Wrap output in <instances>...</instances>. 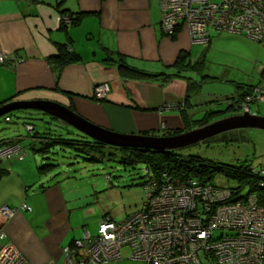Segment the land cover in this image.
I'll list each match as a JSON object with an SVG mask.
<instances>
[{
    "label": "crops",
    "instance_id": "obj_1",
    "mask_svg": "<svg viewBox=\"0 0 264 264\" xmlns=\"http://www.w3.org/2000/svg\"><path fill=\"white\" fill-rule=\"evenodd\" d=\"M68 15L79 19L63 27L61 22ZM235 36L214 32L206 47L192 44L185 27L173 38L167 37L161 32L159 0H0V53L9 57L0 65V99L48 100L115 132L164 135L189 120L188 111L181 114L178 109L188 83L184 78H173L165 86L148 78L132 81L127 86L136 92L137 104L108 56L116 54L123 63L148 73H170L175 72L172 66L180 53L192 63L202 57L206 62L212 50L219 52L223 45L235 47ZM60 46L77 54L78 60L59 67L53 59ZM204 72L182 74L203 83V79L212 78ZM103 82L109 84L106 96L93 98L94 87ZM245 86H236L239 90L230 97L242 94ZM197 94L189 98V104L185 102L190 106V125L197 112H204V108H194L203 104L196 103ZM27 126L33 128L31 123ZM33 153L23 160L1 163L0 208L15 207L17 212L10 218L0 214V232L5 234L3 241L16 246L31 264H61L62 249L84 237H68L72 215L63 191L67 180L54 169L40 171L42 161ZM8 182L15 192L4 193ZM30 191L34 193L31 199ZM23 205L32 209L25 210ZM114 264L147 263L130 258L128 250L122 251V259Z\"/></svg>",
    "mask_w": 264,
    "mask_h": 264
},
{
    "label": "built area",
    "instance_id": "obj_2",
    "mask_svg": "<svg viewBox=\"0 0 264 264\" xmlns=\"http://www.w3.org/2000/svg\"><path fill=\"white\" fill-rule=\"evenodd\" d=\"M159 2L161 32L167 37L173 38L185 27L192 44L202 47L209 44L214 32L243 35L264 46V0ZM65 24L71 20L66 18ZM8 60L7 54L0 53V63ZM257 87L258 92L264 89V85ZM108 90V83H100L94 87L93 97L101 100ZM255 93L264 102V91ZM237 103L232 104L235 110L249 111L250 104ZM15 146L0 148V162L17 153ZM145 171L149 177L150 172ZM249 172L264 186V167L251 166ZM145 189L139 210L119 220L101 218L95 236L86 234L84 240L74 241L72 252L62 250L61 264H114L122 259L123 247L130 249V258L147 264H264V207L255 194L235 198L230 187L194 178L154 182L149 177ZM22 208L30 210L26 205ZM16 212L15 207L0 208V214L9 218ZM4 237L0 232V264H31Z\"/></svg>",
    "mask_w": 264,
    "mask_h": 264
},
{
    "label": "rangeland",
    "instance_id": "obj_3",
    "mask_svg": "<svg viewBox=\"0 0 264 264\" xmlns=\"http://www.w3.org/2000/svg\"><path fill=\"white\" fill-rule=\"evenodd\" d=\"M238 37L245 39H239ZM233 39L237 42L235 47L223 45L219 48V52L212 50L211 56L209 58L206 57L207 61L201 66L204 69L206 68L203 70L205 71L203 74H207L212 78L203 79V83L195 81H190L189 83L191 86L190 96L194 97V94L198 93L195 101L197 104L203 103L194 107L196 108L195 110L204 108V112L196 113V119L202 118L209 110H221L229 115L237 114L239 110H235L232 105L229 106L230 110H228L225 104V101H233L232 98L234 97L245 101L247 105L251 104L249 109L251 113L264 115V102L257 100L260 95L254 96L255 92V94H259L260 91H264V89H260L259 92L256 90L259 88L257 86L264 85V76H262L264 71H258V65L261 68L264 67V46L240 35L233 37ZM222 50L225 51L221 52ZM187 73H190V71H187ZM184 80L187 82L186 78ZM241 85H248V87L241 88L247 93L230 97L231 94L239 90L236 86ZM225 95L228 97L224 98ZM191 106H194V104ZM178 109L182 111L180 112L181 114L188 111L189 120L180 129L174 128L166 131L164 133L165 136L190 131V106L185 104L178 107ZM229 111L231 112L229 113ZM7 115L10 119L9 121L4 119L5 115L0 116V139L15 138L20 139L22 145L28 143V140L24 138L27 131H30L27 123H31L36 131H43L44 127H48L51 135L61 133L63 138L69 136L66 130L70 126L59 124L46 113L34 110H14ZM219 116H215L214 120L220 119ZM73 131L76 132L74 129ZM13 144L17 145V147L15 146V152L17 151V153L12 156L13 160H23L27 153L29 155L34 154L33 150L27 146L25 147L27 152H25L24 148L18 143ZM56 146L51 144L50 148L53 147L54 149ZM65 148L66 151H59L57 147L54 150L56 153H50L48 156L53 157L58 164L54 169L58 172L57 175L65 178L68 182V186H64L63 191L66 193V200L70 202L67 210L71 209L70 215H72V219L70 218L69 220L72 223H69V238L71 236L76 239L84 237L86 232L91 236H95L102 217L110 216L119 220L142 207L147 194L142 182L149 179V177L144 178L146 176L145 164L137 163L130 166L119 163L117 155H114L113 151L107 148H104V154L98 155L97 161H85L75 157L71 150H68L67 147ZM19 151L20 154H18ZM177 151L184 156H199L215 164H245L255 168L264 167V129H234L227 131L224 135L215 136L206 142H200ZM35 155L40 158L39 161L41 162L40 155L37 153ZM109 174L112 177L111 184L107 180V175ZM212 184L231 188H237L239 185L236 180L229 179L222 173L215 174ZM5 190L4 193L15 192L11 182L6 184ZM247 192L248 186H244L240 194H246ZM33 194L30 191L28 198L31 199ZM1 215L9 218L3 214ZM73 242L70 246L71 248H74ZM128 250L130 254L128 247L123 248V254Z\"/></svg>",
    "mask_w": 264,
    "mask_h": 264
},
{
    "label": "trees",
    "instance_id": "obj_4",
    "mask_svg": "<svg viewBox=\"0 0 264 264\" xmlns=\"http://www.w3.org/2000/svg\"><path fill=\"white\" fill-rule=\"evenodd\" d=\"M67 18L71 20V24L75 23L79 19L77 15L76 16L68 15ZM61 23L62 26L65 27V18L62 20ZM114 55L116 54L111 53L108 56V61H110L109 63L114 64L118 68V73L122 78H129L134 80H143L147 78L152 79V77L148 75L147 71L123 63L124 61L122 57L117 56L116 58L114 57ZM78 58L79 56L77 54L72 53L65 46H60L58 56L53 60L56 63H58L59 67H61L65 64L78 60ZM204 62L205 59L202 57L192 63L188 61V59H186L183 53H180L175 63L172 66V68L175 69V72L173 74L166 73V75L169 79L186 78L188 82L187 91L189 93L191 90L190 89L191 86L189 83L190 81L193 80L190 77L184 76L182 73H187V71L196 72V70L203 71L204 68H202L201 66H203ZM5 63L6 62L0 63V65H3ZM159 74L156 78L162 76L161 74L160 75ZM245 93H247V91L243 92V95H245ZM189 97L190 96L188 95L185 100V102L188 104H189ZM12 99L13 96L6 99H0V106L11 101ZM7 114L8 113L4 114L5 115L4 119L8 118L7 121H9L10 119ZM226 115L229 114L226 113ZM226 115H225V111L209 110L208 112L205 113V115L202 118L196 119L192 122V124L190 125V130L193 129L194 127L203 126L209 123L210 121L215 119L214 118L215 116H219V118H221ZM51 118L57 119L54 117ZM58 122L59 124H63V125L65 124L60 120H58ZM66 133L67 135H69L66 138H63L61 133L51 135V133L48 131V127H44L43 131L41 130L36 131L33 127L30 129V131H28V133H26V137L30 140L28 143L25 144V146L29 147V149L33 150V152L41 154L42 162L40 166H38V169L40 171L52 170L55 169V167L58 165L54 161L53 157L48 156V154L50 153L55 154L56 152H54V150H56L57 147L59 151H66L65 147H67L68 150H71L74 153L75 157H79L81 159H84L85 161H92V162L97 161L98 155L104 154L105 153L104 148H107V149H111L114 155H117V159L119 163H123L124 165H130V166H133L134 164L137 163L145 164L146 169L150 172L149 177L154 182L160 180L161 178L162 179L167 178L171 180L178 179L180 181H185L190 178H194L199 180L200 182H206L212 184L215 174L222 173L227 178L236 180L238 182L239 185L237 188L230 187L232 190H234L235 198L240 194L244 186H248V192L246 194H251V193L255 194L257 196L259 205L261 207H264V186H260L258 183V179L250 174L249 169L251 165L215 164L199 156H195V155L184 156L180 154L179 151L177 150L157 152L147 149L120 148V147L109 146L105 143L97 142L81 133L79 134L78 131L74 132L73 128L71 127L67 128ZM225 133L226 132L221 133L219 135H224ZM52 137L53 139H51ZM210 139L211 138L206 139L203 142H206ZM13 143H18L21 147L24 148L25 152H27L26 150L27 148H25L20 143V139H15V138L0 139V148H3L5 145L13 144ZM51 144L52 146L53 145H57V146L54 147L53 149V147L50 148ZM12 158L13 157L4 158L2 159L1 163L3 161L13 160ZM163 174H165V176H162ZM107 177H108L107 178L108 182L111 184L112 182L111 175L109 174L107 175ZM145 177L147 176H144V178ZM146 182H148L147 179L142 182V186H145ZM71 245L72 243L70 244V246Z\"/></svg>",
    "mask_w": 264,
    "mask_h": 264
},
{
    "label": "water",
    "instance_id": "obj_5",
    "mask_svg": "<svg viewBox=\"0 0 264 264\" xmlns=\"http://www.w3.org/2000/svg\"><path fill=\"white\" fill-rule=\"evenodd\" d=\"M115 68L118 71V68ZM148 75L154 79L158 76V73H148ZM122 80L126 84L125 89L129 97L135 103L140 104L136 92L133 88H129L127 84L132 81L142 80L129 78H123ZM173 81L174 79L171 80V82ZM14 110H34L46 113L69 125L79 133L109 146L139 148L157 152L176 151L234 129H264V115L251 114L250 112L222 117L182 134L152 136L145 134H125L103 128L84 119L66 106L48 100H12L0 106V116Z\"/></svg>",
    "mask_w": 264,
    "mask_h": 264
},
{
    "label": "flooded vegetation",
    "instance_id": "obj_6",
    "mask_svg": "<svg viewBox=\"0 0 264 264\" xmlns=\"http://www.w3.org/2000/svg\"><path fill=\"white\" fill-rule=\"evenodd\" d=\"M175 70V69H174ZM162 76H160L159 78H156V79H152V80H154V82H157L160 86H165V85H167L170 81H171V79H169L168 77H167V75H166V73L167 72H159ZM158 73V74H159ZM174 72L172 71V72H170L169 74H173ZM159 74V75H160ZM148 79H150V78H148ZM192 79V78H191ZM188 87V86H187ZM187 87H186V92H185V96H184V100L183 101H181L180 103V105L179 106H183V104L185 103V100H186V98H187V96L189 95L190 96V92L188 93V91H187ZM191 97V96H190ZM233 99V101H230V100H228V101H225V104L227 105V109H229L230 107H228V106H230V105H232L233 104V102H235V101H237L238 103H240L242 100H239L238 98H232ZM237 103V104H238ZM230 110V109H229ZM231 111H229V113H230ZM225 114H226V112H225ZM218 136V135H217Z\"/></svg>",
    "mask_w": 264,
    "mask_h": 264
},
{
    "label": "bare ground",
    "instance_id": "obj_7",
    "mask_svg": "<svg viewBox=\"0 0 264 264\" xmlns=\"http://www.w3.org/2000/svg\"><path fill=\"white\" fill-rule=\"evenodd\" d=\"M163 33V32H162ZM165 35V34H164ZM262 71V70H261ZM251 105V104H250ZM249 108H250V106H249ZM252 114V113H251ZM91 236V235H90ZM84 238H85V236H84ZM83 238V239H84ZM82 241V240H81ZM64 249H67L69 252H72L70 249H73V248H71L70 247V245L69 246H65L62 250H63V252H64ZM83 254H85V252L83 251Z\"/></svg>",
    "mask_w": 264,
    "mask_h": 264
}]
</instances>
